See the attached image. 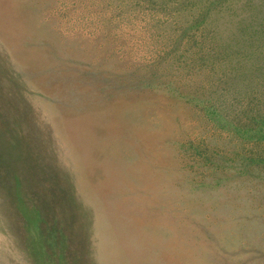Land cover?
Masks as SVG:
<instances>
[{
	"label": "rangeland",
	"instance_id": "rangeland-1",
	"mask_svg": "<svg viewBox=\"0 0 264 264\" xmlns=\"http://www.w3.org/2000/svg\"><path fill=\"white\" fill-rule=\"evenodd\" d=\"M264 0H0V264H264Z\"/></svg>",
	"mask_w": 264,
	"mask_h": 264
},
{
	"label": "trees",
	"instance_id": "trees-1",
	"mask_svg": "<svg viewBox=\"0 0 264 264\" xmlns=\"http://www.w3.org/2000/svg\"><path fill=\"white\" fill-rule=\"evenodd\" d=\"M258 25L261 27L262 30V27L264 26V16H262V19L260 20V23ZM253 131L256 136H264V123L257 126Z\"/></svg>",
	"mask_w": 264,
	"mask_h": 264
}]
</instances>
